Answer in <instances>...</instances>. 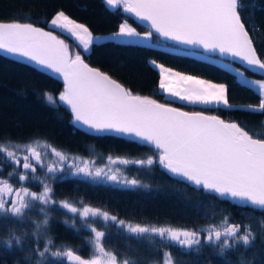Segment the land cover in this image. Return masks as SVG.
<instances>
[{
	"label": "snow or ice",
	"instance_id": "6c2138e0",
	"mask_svg": "<svg viewBox=\"0 0 264 264\" xmlns=\"http://www.w3.org/2000/svg\"><path fill=\"white\" fill-rule=\"evenodd\" d=\"M104 2L112 8H122L124 12L147 22L148 25V30L141 33L124 20L118 25V31L111 34L113 40L132 43L135 42L132 38H141L148 41L156 34L165 40L191 48L230 55L245 62L250 68L264 70V58L256 47L260 41L253 38L254 35H259V29L254 24L255 12L264 9H257L253 3H245L244 0ZM245 10L250 15L242 17L241 13ZM50 24L71 34L85 53L102 39L94 36L85 24L71 19L63 10L55 13ZM0 50L27 58L58 74L63 81V90L58 99L70 108L74 123L96 133H116L131 137L134 142L151 146L155 153L146 159L114 160L109 156L112 163L136 165L143 169L159 165L168 173L183 178L197 188L264 211V134H250L239 123L226 121L217 115L181 111L158 103L148 96L135 94L107 73L91 67L80 52H71L68 44L52 31H46L32 22L0 20ZM150 63L159 70V90L171 97L191 104L223 106L225 109L247 108L253 114L264 115V80L249 82L258 85V104L236 106L228 99L226 85L173 73L155 60ZM169 75L175 76L176 81H169ZM45 95L50 103H56L51 93ZM38 143L39 141H34L10 146L0 143V153L15 165L7 174L8 177L16 174V168L35 172L36 164L43 166L41 153L34 146ZM46 146L59 162L69 160L64 152L50 145ZM20 149L23 152L21 158H17V150ZM33 160L36 161L35 164ZM46 167L47 173L51 174L49 180H56V174L64 171L63 163L59 167L56 164ZM72 167L75 171L71 174L75 176L107 180L127 187L142 186L135 178L121 179L116 173L109 174L100 168L93 170L87 163ZM17 178L21 182L27 181L28 171L20 172ZM41 183L42 191L37 193L23 184L16 187L9 179L0 177V223L23 221L33 208H38L39 213H43V218L34 222L35 232L31 235L36 238L37 246L30 249L34 253L30 264H137L136 261L127 257L121 258L105 248L103 241L106 233L94 226L97 220L105 225L113 222L129 237L137 240L153 241L158 237L167 246L176 245L179 249L196 251H199L202 244H208L218 249L221 255L229 250L238 251L240 246L247 248L256 239L251 223H230L228 217H224L220 225L209 224L202 230L128 223L110 215L101 207H93L83 201H79L78 207L68 200H56L53 198L52 186L47 182ZM51 206H58L72 213L73 228L79 219L81 227L90 229L91 239L86 244L92 249V253L88 258L66 245L57 246L51 238H45L43 246H40L39 234L48 230L51 219L48 210ZM258 227L264 235V218L259 219ZM22 241L23 237L9 234V238L3 243L12 248L13 243L21 245ZM2 255L4 250L0 249V256ZM162 255V264H176L171 252L165 251ZM239 264H244L242 257Z\"/></svg>",
	"mask_w": 264,
	"mask_h": 264
},
{
	"label": "trees",
	"instance_id": "16d2710c",
	"mask_svg": "<svg viewBox=\"0 0 264 264\" xmlns=\"http://www.w3.org/2000/svg\"><path fill=\"white\" fill-rule=\"evenodd\" d=\"M244 2L253 3L257 9H264V0ZM57 10H64L71 17L85 23L93 32L116 29L123 19L139 29H145L122 8H112L104 0H0V20L32 22L53 30L68 44L71 52H80L88 63L119 80L133 93L161 101L165 99L163 92L158 89L159 72L149 60L155 58L178 69L225 82L228 99L233 105L259 102V92L242 82L235 71L223 66L217 56H207L208 54L204 55L200 51L201 55L194 54L191 49L163 41L156 34L153 37L156 40L154 44L121 43L120 40L104 39L97 41L85 53L73 36L47 25L48 19ZM241 14L242 17H247L250 12L245 10ZM254 24L259 29V35H254L253 38L260 41L256 47L264 58V10L255 12ZM233 64L246 74L264 78V73L249 71L242 65ZM62 88L58 79L29 64L0 54V143L10 146L39 141L34 146L42 154L54 155L46 146L50 145L68 156L94 158L101 164L109 156L114 160L146 159L155 154L151 146L134 142L130 138L93 134L75 127L70 109L58 99ZM46 93L53 95L55 104L47 100ZM171 103L189 110L215 113L239 123L250 134H264V115L253 114L247 108L225 109L223 106L191 104L178 100ZM22 152V149L17 150V154ZM3 155L0 153V156ZM126 167L130 176L139 180L142 186L127 187L110 182L79 180L71 182V179L67 183L59 180L55 184L58 190L54 195L70 200L80 199L132 224L202 230L209 224L220 225L223 218L228 217L230 223H251L256 239L247 248L240 246L238 251L229 250L221 255L218 249L208 244H202L199 251H196L179 249L176 245L167 246L158 237L153 241L137 240L129 237L113 222L105 225L98 221L97 228L109 236L104 241L106 249L117 253L121 258H130L137 264H162V254L165 251L172 253L176 264H239L241 257L244 264H264V235L258 227L259 219L264 218V211L197 188L181 177L168 174L159 165L150 169L138 168L136 165ZM69 229H66V234L77 232L75 228L73 232ZM85 229H80V232L87 234ZM33 231L35 232V227L15 220L0 223V249L4 250V255L0 256V264H25L24 260L29 257L30 243H13V247L8 248L3 241L9 238V234L29 236ZM51 233H55V230ZM26 239L29 240L28 237ZM59 244L79 251L82 248L80 245L87 246L86 243L77 241Z\"/></svg>",
	"mask_w": 264,
	"mask_h": 264
},
{
	"label": "flooded vegetation",
	"instance_id": "af4514ba",
	"mask_svg": "<svg viewBox=\"0 0 264 264\" xmlns=\"http://www.w3.org/2000/svg\"><path fill=\"white\" fill-rule=\"evenodd\" d=\"M39 151V150H37ZM40 152V151H39ZM41 153V152H40ZM22 153L17 154V158H21ZM42 160H43V166L40 164H36V171L35 172H31L30 170H24L22 168H16V174H14L11 177H8L7 174L9 172H11L13 170V168L15 167V165H13L4 155L0 156V177L3 178H7L9 179V182L12 183L14 186L19 187L21 184H23L25 187H28L31 191L34 192H41L42 191V183L41 182H47L49 183L52 188H53V193L57 194V188H55V184L60 180V181H67V183L69 182V179H71V182H75V181H86V182H109L107 180H93L91 178L85 177L83 175L80 176H75L72 175L71 173L75 171L74 167H72V165H79V166H83L85 163L88 164V166L90 168H92L93 170L100 168L103 169L105 172H108L109 174L111 173H116L117 175H119L121 177V179L123 178H128V179H132L134 178L133 176H130V174L127 171V167L124 164H121L119 162L117 163H112L111 161H109V159L107 161H105L104 163H99L97 162L94 158H86L83 157L81 155H71L69 156V160L67 161H63V162H59L58 158L55 155H45L42 154ZM73 157H75L76 159H72ZM34 164L36 163L35 160L32 161ZM63 163L64 166V171L62 173H57V179L56 180H49L48 177L51 175L49 173H47V165L49 164H56L57 167L60 166V164ZM107 166V167H106ZM117 169H119V171L117 172ZM22 171H28L29 173V179L27 181H18L17 175L22 172ZM33 177H38V179H33ZM61 177H63V179H60ZM112 183V182H110ZM112 184H116V183H112ZM53 198L56 200H68L70 203H74L76 204V206H80L79 205V201H82L80 199H68V198H62V197H57L55 195H53ZM85 203V202H84ZM87 205L96 207L92 204L89 203H85ZM49 215L51 217V219L49 220V224H48V230L46 233H40V240H39V244L42 247L43 243H44V239L45 238H51L55 241L57 246H60L61 244L59 243H65V242H69V241H77L82 242V243H86V241L91 239V233H90V229H85L88 233L84 234L81 233L80 229H83V227H81V222L79 221V219H77V223L75 225V229H77V232H73V227L71 226V220L73 218V214L70 212H67V210L60 208L58 206H51L48 210ZM43 218V213H39L38 208H33L26 216V218L23 221H17L18 223H25L29 226H33L34 227V222H38ZM65 221H68V223L66 224ZM99 220L95 221L94 226H96V223ZM71 228V229H69ZM66 229H69L70 232H73L71 234H66L65 232L67 231ZM55 230V233H51ZM34 233V231H33ZM23 237V241L29 242V246L28 249H32L35 248L36 242H35V237L33 235H29V236H21ZM28 237L29 240H27L26 238ZM109 238V236L106 235L105 240H107ZM103 241V242H104ZM70 247V246H68ZM80 247L84 248L81 251L76 250L78 252L79 255L88 258L91 253H92V249L87 245L85 247V245ZM75 250V249H74ZM19 255H21L19 253ZM34 258V253L32 251L29 252V257L26 258L28 260H24L25 264H30V261H32Z\"/></svg>",
	"mask_w": 264,
	"mask_h": 264
},
{
	"label": "rangeland",
	"instance_id": "374dc122",
	"mask_svg": "<svg viewBox=\"0 0 264 264\" xmlns=\"http://www.w3.org/2000/svg\"><path fill=\"white\" fill-rule=\"evenodd\" d=\"M108 6H109V5H108ZM110 7H111V6H110ZM57 11H59V10H57ZM57 11H56V12H57ZM63 11H64V10H63ZM56 12H55V13H56ZM64 12H65V11H64ZM55 13H54V14L48 19V21H47V25H48L49 27H51V28H55V27H53V26L50 24V20H51V18L55 15ZM65 14L68 15L66 12H65ZM68 16H69L71 19L76 20L78 23L85 24V23H83V22H81V21H79V20H77V19L71 17L70 15H68ZM124 20H126V19L121 20L120 23H122ZM127 21H128V20H127ZM120 23H119V24H120ZM128 23L131 24L132 27L136 28L137 31H139V32H141V33H143V32H145V31L148 30V29H139L138 27H136L135 25H133L130 21H128ZM85 25H86V24H85ZM86 26H87V25H86ZM87 27H88V26H87ZM88 28H89V27H88ZM55 29H59V28H55ZM89 29H90V28H89ZM59 30H61V29H59ZM90 30H91V29H90ZM61 31H63V30H61ZM116 31H118V27H117L116 29H113V30H110V31H105V32H93V31L91 30V32L93 33L94 36L102 37L101 40H104V39H112L111 34L114 33V32H116ZM64 32L68 33L67 31H64ZM68 34H69V33H68ZM70 35H71V34H70ZM74 39H75V38H74ZM123 39H128V38H123ZM132 39H133L135 42H138V43H144V44H154V43H156V40H155L154 38L151 39V40H148V41H144V40H142L141 38H132ZM99 41H100V40H99ZM81 47H82V46H81ZM190 51H191L192 53H194V54L201 55V54L199 53V51H197V50H190ZM203 54H204V55H207V54H205V53H203ZM207 56H209V55H207ZM149 60H150V61L155 60V61L157 62V64H162V65H164L165 68L171 69L173 73H180V74H183V75L195 76V77H198V78H200V79H202V80L210 81V82H212L213 84H224V85H226V83L223 82V81L213 80V79H210V78H207V77L201 76V75H197V74H194V73H191V72H188V71H184V70L178 69V68H176V67H174V66H171V65H169V64H166V63H164V62H162V61H160V60H158V59H155V58H149ZM217 60H218L223 66H225V67H227V68L232 69L233 71H235L237 77H238L242 82H244V83H246V84L252 86L253 88H255V89L259 92L258 85H254V84H251V83H249V82H251V81H257V80H264L263 77H258V76H254V75L246 74V73L243 72L242 69L236 67L232 62H230V61H228V60L221 59V58H219V57H218ZM157 70H158V69H157ZM158 72H159V70H158ZM241 73H243V75H241ZM160 79H161V76H160V74H159V77H158V85H159V81H160ZM168 79H169V81L175 82L177 78H176L175 76L169 75V76H168ZM180 87H183V85H180ZM158 89H159V88H158ZM160 91H162V90H160ZM162 92H163V95H164V97H165V99L162 100L163 102L171 103V102H173V100H178V101L186 102V101L180 100V99H178V98L171 97V96H169V95H168L166 92H164V91H162ZM187 103H188V102H187ZM248 104H251V103H241L240 105H248ZM200 105H202V104H200ZM252 105H256V104H252Z\"/></svg>",
	"mask_w": 264,
	"mask_h": 264
},
{
	"label": "water",
	"instance_id": "95a60500",
	"mask_svg": "<svg viewBox=\"0 0 264 264\" xmlns=\"http://www.w3.org/2000/svg\"><path fill=\"white\" fill-rule=\"evenodd\" d=\"M134 21H136L137 23H139V24H141L145 29H148V25H147V22H145V21H141V20H139V19H137L135 16H133V15H131V14H129V13H127ZM4 21H8V20H4ZM36 26H38V27H42V26H39V25H36ZM42 28H44V27H42ZM46 31H52L53 32V34L54 35H56V33L53 31V30H51V29H47V28H44ZM59 39H62L60 36H58V35H56ZM158 36V35H157ZM159 37V36H158ZM161 40H163V41H166V42H169V43H173V44H176V45H178V46H180L181 48H184V49H191V50H197V51H200V52H202V53H205V54H208V55H214V56H217V57H219V58H221V59H225V60H228V61H231V62H233V63H235V64H239V65H242V66H244L245 68H247L249 71H253V72H258V73H264V70H259V69H255V68H250L245 62H243V61H241V60H239L238 58H234V57H232V56H230V55H221V54H219L218 52H216V53H211V52H206L205 50H203V49H201V48H191L190 46H187V45H182V44H177L176 42H174V41H171V40H165V39H163V38H161V37H159ZM63 40V39H62ZM0 54H2V55H4V56H6V57H9V58H12V59H14V60H17V61H20V62H23V63H26V64H29V65H31V66H33V67H35L36 69H38V70H40V71H42V72H44V73H46V74H48V75H50V76H52V77H54V78H56V79H58L61 83H62V87H63V81H62V79L58 76V74H56V73H53L50 69H46V68H44V67H42V66H40V65H37L35 62H32V61H29L27 58H24V57H19V56H16V55H13V54H10V53H6V52H4L3 50H0ZM85 62L86 63H88L86 60H85ZM91 67H94V68H98V67H96V66H93V65H91L90 63H88ZM98 69H100V68H98ZM101 70V69H100ZM102 72H105V71H103V70H101ZM105 73H107V72H105ZM108 74V73H107ZM109 76H111L110 74H108ZM112 77V76H111ZM113 79H115L114 77H112ZM115 80H117V79H115ZM119 83H121L119 80H117ZM122 84V83H121ZM122 85H124V84H122ZM62 90H63V88H62ZM135 94H137V93H135ZM139 95H141V94H139ZM142 96H146V95H142ZM149 98H151V99H154V100H156L158 103H161V104H167L168 106H170V107H174V108H178V109H180L181 111H185V112H203L205 115H209V116H212V115H217V116H219L218 114H215V113H210V112H207V111H204V110H189V109H185V108H183V107H180V106H178V105H175V104H172V103H166V102H163V101H161V100H158V99H155V98H153V97H150V96H148ZM69 108V107H68ZM70 109V108H69ZM70 112H71V110H70ZM72 114V113H71ZM221 119H224V120H226V121H232V120H228V119H225V118H223V117H221V116H219ZM72 122H73V117H72ZM233 122H235V121H233ZM73 124H74V126L75 127H77V128H79V129H81V130H84V131H86V132H89V133H93V134H113V135H117V136H123V135H119V134H116V133H96V132H94V131H92V130H90V129H88L87 127H84V126H81V125H79V124H77V123H74L73 122ZM242 127V126H241ZM246 130V129H245ZM247 131V130H246ZM123 137H127V136H123ZM127 138H130V139H132L133 140V138H131V137H127ZM164 171H166V170H164ZM167 172V171H166ZM168 173V172H167ZM168 174H170V173H168ZM172 175V174H171Z\"/></svg>",
	"mask_w": 264,
	"mask_h": 264
}]
</instances>
